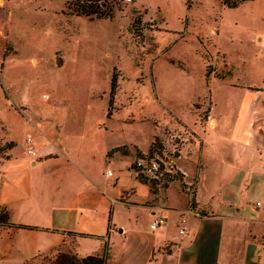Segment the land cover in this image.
Returning <instances> with one entry per match:
<instances>
[{
  "label": "crops",
  "instance_id": "1",
  "mask_svg": "<svg viewBox=\"0 0 264 264\" xmlns=\"http://www.w3.org/2000/svg\"><path fill=\"white\" fill-rule=\"evenodd\" d=\"M245 4L255 11L229 30L248 37L223 54V68L208 63L215 70L206 77L218 85L205 121L196 114L194 139L176 159L183 183L195 186L196 209L181 185L154 192L138 179L133 153L118 151L133 143L107 151L104 184L62 138L43 141L31 131L26 150L17 153L19 143L0 134L8 146L0 161V213L5 210L12 224L0 225V260L25 264L59 249L86 257L108 246L107 264H264V0H246L238 8ZM240 69L243 82L234 79ZM3 81L5 74L0 121L1 132H8L3 119L30 109L10 106L16 96L7 97ZM151 146L138 149L147 154ZM158 217L167 222L152 230ZM66 232L83 236L71 243Z\"/></svg>",
  "mask_w": 264,
  "mask_h": 264
},
{
  "label": "rangeland",
  "instance_id": "2",
  "mask_svg": "<svg viewBox=\"0 0 264 264\" xmlns=\"http://www.w3.org/2000/svg\"><path fill=\"white\" fill-rule=\"evenodd\" d=\"M91 3L104 17L83 15L80 0H0L3 89L7 97L16 96L13 109H30L26 116L3 117L8 132H1L0 121V134L19 143L17 153L26 150L31 131L38 130L43 141L62 138L104 184L107 151L133 143L118 149L133 153L131 170L136 173L140 159H156L173 180L148 181L152 191L172 184L175 191L181 185L192 204L195 186L183 183L176 159L184 143L194 139L196 114L202 121L207 117L218 84L206 75L214 72L213 66L223 68V54L248 37L231 35L230 25L255 8L245 4L229 10L222 0ZM242 70L234 79L244 81ZM198 101L202 104L194 105ZM151 143L147 154L138 149ZM7 147L0 142V161ZM183 164L191 174L190 162L184 158ZM0 264L23 263L1 259Z\"/></svg>",
  "mask_w": 264,
  "mask_h": 264
},
{
  "label": "trees",
  "instance_id": "3",
  "mask_svg": "<svg viewBox=\"0 0 264 264\" xmlns=\"http://www.w3.org/2000/svg\"><path fill=\"white\" fill-rule=\"evenodd\" d=\"M93 0H80V10L81 13L88 17H102L103 14L101 13V10L98 6L91 3ZM246 0H222L223 4L230 9L238 8L239 5ZM188 8L189 4H187ZM104 17V16H103ZM115 87L114 79L112 81V91ZM110 115V114H109ZM138 179L142 182L147 184L148 180L144 178L141 175L137 176ZM168 177V178H167ZM164 179L168 181H172L173 179L170 178V175H164ZM171 179V180H169ZM146 182H144V181ZM152 184L158 185L159 182H150ZM192 209H196V201L194 199L193 203L191 204ZM0 225L2 226H12V224L9 222V215L5 210H2L0 213ZM20 228H28L26 226H20ZM67 237L78 235L82 237L83 235L75 234L71 232L64 233ZM47 256L52 257L53 259L49 260L46 264H107L109 261V253H108V246L104 249V251L101 254L96 255H90L86 257H79L75 251H69L66 252L62 249L56 250L52 254L48 255H38L37 257L33 258L31 261H37L43 258H46Z\"/></svg>",
  "mask_w": 264,
  "mask_h": 264
},
{
  "label": "built area",
  "instance_id": "4",
  "mask_svg": "<svg viewBox=\"0 0 264 264\" xmlns=\"http://www.w3.org/2000/svg\"><path fill=\"white\" fill-rule=\"evenodd\" d=\"M130 1V0H128ZM135 170L137 175H141L150 182H161L163 180L165 172L167 169H162V166L156 159H151L145 157L136 161ZM109 176H112V173H109ZM258 206H261V203H258ZM167 220L164 217H158L152 224L151 229L156 230L166 224ZM182 224H186V220H182ZM186 227L184 226L180 231L181 234H184Z\"/></svg>",
  "mask_w": 264,
  "mask_h": 264
}]
</instances>
